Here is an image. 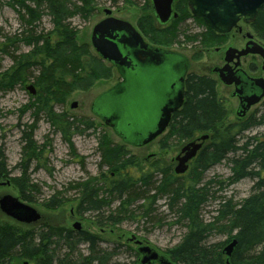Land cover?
Listing matches in <instances>:
<instances>
[{
  "label": "trees",
  "instance_id": "trees-1",
  "mask_svg": "<svg viewBox=\"0 0 264 264\" xmlns=\"http://www.w3.org/2000/svg\"><path fill=\"white\" fill-rule=\"evenodd\" d=\"M45 1L53 17L54 26V34L49 40L37 35L34 27L36 16L33 11L35 10L26 6L24 2L19 6L23 11L21 19L25 27L18 35L0 36V53L7 52L17 43H24L30 48L26 55L12 56V67L0 73V92L11 91L16 86L24 85L28 81L26 73L32 67H36L38 71L34 81L36 95L31 98L30 107L34 108L35 114L37 112L46 116L53 126L59 119L55 115V106H63L74 92L87 91L97 81L111 79L115 73L111 66L95 55L88 44L80 46L77 44L75 32L64 24L61 1ZM82 3L83 6L78 10L90 9L88 0H82ZM174 10L180 18L174 22V26L170 27L167 33L176 31L179 21L192 18L187 9V0H177ZM197 21L203 24L201 20ZM249 25L254 36L264 42V6ZM138 29L145 37L151 34L141 25H138ZM185 38L187 41L194 40L192 36L185 35ZM216 39L215 34L207 28V33L203 37L205 45H214ZM149 41L156 44L155 39H149ZM226 117L224 105L217 97L215 82L206 77L188 76L183 107L173 114L160 144L166 147V141L172 138L190 142L202 135H208V139L190 162L187 176L173 175L170 166L154 167V172L161 176V180L156 188L152 187L155 192L149 196L150 189L148 193L147 189L142 191L141 189L148 188V179L151 174L134 177L126 172V166H133V159L126 158L125 146L110 147L111 145L106 142L101 148L102 167L107 168L105 178L101 181L97 178L88 179L76 187L71 185V188L78 193V213L99 214L110 208L116 199L120 201L115 209L117 217L112 214L104 216V223L118 225L125 216L130 218L125 214L129 212L134 202L144 200L148 202L146 205L149 207L157 197L168 195L171 196L169 206L171 208L178 206L176 213L178 222H184L187 229L181 241L167 250L168 260L175 264H226V261L228 264H264V133L260 136L246 137L244 133L260 123L252 118L243 122L229 123L226 122ZM32 126L28 127L30 130L28 134L22 131V141L25 142V146L22 161L17 165V168L21 169V176L11 179L21 201L27 202H31L27 194L29 181L27 167L31 162H35L37 166L36 161L39 160L35 152L37 148L31 136ZM68 130L69 126L64 125L61 130L64 136ZM64 140L66 141L65 138ZM66 142H70L69 138ZM69 144L72 155L75 156L73 145ZM229 155H232L229 159L232 167L231 176L226 179V182L233 184L248 178L255 183L247 198L239 204L222 200L213 222L203 223L200 218V207L209 196L208 185L211 183L202 184L203 175L213 165L228 160ZM9 175L4 149L0 145V182L9 179ZM100 182L102 186L99 188L97 184ZM63 202L58 198L55 201L53 196L43 206L46 209L55 210ZM147 212L146 208L145 213ZM97 223L100 226L103 224L100 220ZM215 230L227 234L228 238L223 243L208 244L207 240ZM56 237L62 239L69 248L75 244V241L87 244L89 254L85 257L79 256L77 259L68 258L67 255L55 259L49 246L57 244L53 241ZM233 239L236 240L237 245L231 256L227 258L223 248ZM99 240L84 232L74 234L66 230L57 231L47 226H43L37 233L24 231L19 227L4 226L0 228V264H23L24 262L28 264H92L93 261L97 264H105L104 255L98 250Z\"/></svg>",
  "mask_w": 264,
  "mask_h": 264
},
{
  "label": "rangeland",
  "instance_id": "rangeland-1",
  "mask_svg": "<svg viewBox=\"0 0 264 264\" xmlns=\"http://www.w3.org/2000/svg\"><path fill=\"white\" fill-rule=\"evenodd\" d=\"M59 1L63 5L61 12L64 24L75 32L76 42L79 46L88 44L94 52L90 45L92 28L104 18L103 11L106 9L112 13V16L128 21L137 28L138 25H141L145 31L151 32L146 37L142 34L148 42H150L149 39H155L156 46L182 52L189 56L192 60L193 73L198 75L209 73L205 65L211 64L210 61L214 57L212 54L214 45H205L203 37L207 33V28L197 21L200 19L186 18L184 21L178 22L176 31L167 33L170 27L174 26L175 21L159 25L153 16L150 0H88L91 7L87 11L78 10L83 6L82 0ZM23 2L35 10L33 11L36 16L34 27L37 35L49 40L54 34V26L53 17L45 0H0V36L18 35L25 27L24 21L21 19L23 11L19 6ZM185 35L192 36L194 40L187 41ZM262 43L264 44V42ZM150 44L152 43L150 42ZM207 48L209 50L206 51ZM29 51L30 48L24 43H17L7 52L0 53V73L12 67V56L26 55ZM37 76V68L32 67L26 73L28 81L24 85L16 86L11 91L0 92V145L3 146L10 173L9 179L0 182V197L10 194L20 199L11 179L21 176V169L17 168V165L22 161V152L25 146V142L22 141V131L28 134L30 132L28 127L34 125L31 136L34 146L37 148L35 152L38 154L39 160L36 161L37 166L35 162L28 164L27 194H29L31 202H23L36 208L41 213L43 220L40 224L24 226L8 220L0 214V228L12 226L37 233L43 226H47L57 231L66 230L74 234L84 232L93 235L100 239L98 250L104 255L105 264H139L141 257L137 252V245L129 241L132 237L140 241L142 245L167 257V250L177 245L187 231L186 224L182 221L178 222L176 214L178 206L173 205V208L169 206L171 205V196H159L149 207L146 205L148 202L138 200L130 206L129 212L125 214L130 218L125 216L118 225H111L104 223V216L112 214L117 217L115 209L120 201L114 199L111 207L99 214L78 213V193L71 188V185L76 187L88 179L97 178L101 181L105 178L107 168L106 166L102 167L101 148L108 142L110 147L125 146L126 158L133 159V166H126V172L134 177L151 174L148 179V188L141 189V191L147 189V193L150 189L151 192L148 193L150 196L155 192L152 187L156 188L161 180V176L154 172V167L166 168L170 166L173 172L177 164L173 162V159L180 154L181 148L188 142L172 138L166 141V147H162L160 145L162 143L161 136L148 145H124L113 134L112 129L106 127L91 112L94 100L119 80L116 74L111 79L97 81L87 91L74 92L63 106H55V115L59 119L52 126L46 116L37 112L35 114L34 108L30 107L31 98L36 95V92L31 95L26 87L31 85L36 89L34 81ZM216 93L226 110V122L237 123L252 118L260 124L254 125L244 133V136H260L264 133V99L253 106L243 119L238 120L236 115L238 101L231 96L232 91H227L221 82H216ZM72 104H75V107H72ZM108 111L115 110L108 109ZM155 114L154 110L153 115L155 116ZM64 125L69 126L65 136L61 131ZM150 128L149 126L147 131ZM63 137L66 141L69 138L75 156L72 155L70 144ZM142 137L141 135L134 141H139ZM228 157V160L213 165L203 175L202 184L207 185L211 182L208 185L209 196L200 207V218L203 223L213 222L217 216L216 210L222 200H230L234 204H239L247 198L255 183V181L246 178L228 184L226 179L231 176L232 166L229 159L232 155ZM187 174L188 170L183 177ZM9 181L10 184L6 185ZM97 186L100 188L102 183H98ZM53 196H55V201L57 198L64 201L63 204L55 210L44 208L43 204ZM146 208L148 209L147 213H145ZM98 220L103 223L101 226L97 223ZM74 224L79 225V230L73 228ZM227 238V234L215 230L209 236L207 243H223ZM53 241L57 244L49 247L54 253L55 259L66 255L69 256L68 258L77 259L79 256L85 257L89 254V246L83 242L73 241L75 244L69 248L62 239L56 237L53 238ZM106 258H108L107 261ZM92 264H97V262L93 261Z\"/></svg>",
  "mask_w": 264,
  "mask_h": 264
},
{
  "label": "water",
  "instance_id": "water-1",
  "mask_svg": "<svg viewBox=\"0 0 264 264\" xmlns=\"http://www.w3.org/2000/svg\"><path fill=\"white\" fill-rule=\"evenodd\" d=\"M150 3L158 24L165 25L172 19H178V14L173 12L174 0H150ZM187 6L193 18L200 19L215 34L224 35L236 28L240 20L252 21L264 6V0H187ZM104 13L106 18L92 29L91 45L101 60L114 67L121 80L94 100L91 112L126 144L146 145L165 132L172 114L183 105V81L188 61L177 52L148 44L129 22L112 17L109 10ZM248 53L258 55L264 69V48L256 45L254 49L239 52L236 58ZM231 60L226 59L227 65ZM216 72L223 85L236 88L232 96L240 102L236 113L238 118H243L250 107L264 97V79L247 80L242 73V80L230 71L226 72L225 68ZM26 89L35 94L33 86ZM149 126L151 128L147 131ZM141 135V140L134 141ZM207 138L203 135L181 149L174 159L176 175L187 171L188 163L195 158ZM0 214L24 226L36 225L42 219L36 208L10 194L0 197ZM73 228L79 230V225L74 224ZM134 239L132 237L129 241ZM134 243L142 255L140 264H175L140 241ZM236 245L234 239L225 245L223 252L227 258Z\"/></svg>",
  "mask_w": 264,
  "mask_h": 264
},
{
  "label": "flooded vegetation",
  "instance_id": "flooded-vegetation-1",
  "mask_svg": "<svg viewBox=\"0 0 264 264\" xmlns=\"http://www.w3.org/2000/svg\"><path fill=\"white\" fill-rule=\"evenodd\" d=\"M176 3H177V0H174V4H173V12L174 13H177L174 10ZM179 18H180V15L178 14V19ZM171 22H174L173 19L170 20L167 24H170ZM137 30H139V29L137 28ZM139 32H140V30H139ZM215 36L217 39L215 40V44L212 47V50H213L212 54L214 57L210 61L211 64L205 65L206 70L209 71V73L206 75H198L196 73H193L192 69H191L192 68V60L190 59V57L185 55L182 52L175 51V52L181 54L182 56H184L188 61V68H187V71H186V74L184 77V81H183L184 99H185L186 79L190 75L209 78V79L213 80L216 84V82H220L216 70L225 68L226 72L230 71L231 74L237 75L242 80H244L242 73L246 76L247 80L248 79L254 80V79H258V78L264 79V69L262 68L263 67L262 59L258 55L248 53L244 56H240L239 58H236L239 52L244 51L245 49H249V50L254 49V47L256 45H260L261 47L264 48V44L261 41H259L252 34V31H251L250 25H249V21L241 20L238 23L237 27L232 29L229 33L224 34V35H216L215 34ZM198 45H201V44H198ZM207 50H209V48H207L206 51ZM233 50H234V52H233ZM226 52H227V54H226ZM230 58L232 60L227 65L226 59H230ZM239 72H241V74ZM113 87H114V85L112 87H110L109 90ZM224 87L227 89V91L228 90L232 91L231 96L236 91V88L233 85L224 86ZM233 98H236V100L238 101V107H239V105H240L239 99L237 97H233ZM182 107H183V105H182ZM238 107H237V109H238ZM251 108L248 110V112L251 110ZM180 110H177L176 112H178ZM176 112H174V113H176ZM236 113H237V110H236ZM173 114H172V116H173ZM246 114H245V116H246ZM172 116H171V118H172ZM243 118H238V120H241ZM42 220H43V217L40 220L39 224L42 222ZM140 257H142L141 254H140Z\"/></svg>",
  "mask_w": 264,
  "mask_h": 264
}]
</instances>
